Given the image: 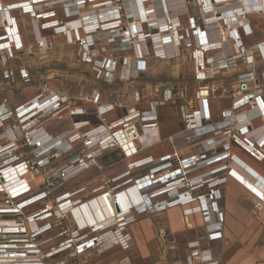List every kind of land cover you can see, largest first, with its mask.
<instances>
[{
  "label": "built area",
  "instance_id": "obj_1",
  "mask_svg": "<svg viewBox=\"0 0 264 264\" xmlns=\"http://www.w3.org/2000/svg\"><path fill=\"white\" fill-rule=\"evenodd\" d=\"M133 1L135 6L125 9L122 0H27L4 7L0 3V31L6 34L0 37L4 66L13 54L30 52L32 48L24 43L11 16L14 10H20L36 24L38 52L48 51L53 36L62 33L68 44L76 43L82 50L78 71L92 63L88 73L93 80L110 81L117 68L120 81L134 80L150 59L170 62L185 51L192 62V80L196 84L193 107L191 102L179 106L184 128L178 135L183 138V145L158 159L144 157L132 161L126 172L112 179L103 178L90 191L78 186L55 197L50 196L54 186L72 182L91 168L100 169L98 158L104 150L117 149L126 159L158 145V109L174 104L181 93L168 86L149 102L147 110L132 108L125 117L105 126L103 115L112 106L99 105V93L92 89L81 95V107L77 110L83 115L95 112L102 124L81 133L82 127H73L69 133L55 136L50 130L72 102L66 92L43 84L32 98L15 107L2 100L0 264H44L61 252L78 261L81 255L89 256L91 250L96 258L83 264H97L119 253L125 256L118 264H132L133 243L125 230L126 225L134 222L131 213L157 215L175 206L184 208V217H202L205 235L201 240L220 239L223 185L234 177V168L240 173L248 172L241 163L243 159L254 163L264 159V69L257 71L255 66L256 60L264 64V42L250 47L244 42L255 33L253 18L264 17V0H196L195 16L188 14L185 0L181 4V0H174L175 6L166 4L162 17L156 13L154 0ZM55 6L61 11L64 25L50 20L55 18ZM85 6L91 10L81 11ZM93 6L99 8L95 11ZM82 16H86L83 21ZM181 19H185V24ZM40 20L44 23L39 25ZM77 22L80 26L75 28ZM41 31H51V35L41 36ZM145 38L150 51L143 56L139 44ZM160 39L162 43H158ZM235 71L238 72L231 105L222 109L220 119L214 121L208 101L215 89L209 87H213L218 76ZM17 74L22 84L31 83L24 68ZM14 75L9 69L2 74L7 83H14ZM139 96L137 91L132 96L136 105L140 103ZM69 113L73 116L74 110ZM85 123L88 127V121L82 122ZM79 142L81 149L76 153ZM233 147L241 150L243 159L232 151ZM26 148L31 149L30 154L23 151ZM64 157L70 158L61 166L52 167L53 161ZM46 168L49 175L44 178L42 171ZM38 172L37 178L33 176ZM88 195L90 199H86ZM101 197L115 199L114 215L102 206L104 217L98 220L88 210L84 212L86 223L80 227L75 213L78 215L84 207L88 209ZM66 215L72 220L71 234L77 236H59L61 240L55 241L51 237L43 239V234L64 222ZM95 218L98 224L88 223ZM159 235L164 236L163 230H159ZM194 263L220 264V259L209 250L199 251L196 241L186 260V264Z\"/></svg>",
  "mask_w": 264,
  "mask_h": 264
},
{
  "label": "rangeland",
  "instance_id": "obj_2",
  "mask_svg": "<svg viewBox=\"0 0 264 264\" xmlns=\"http://www.w3.org/2000/svg\"><path fill=\"white\" fill-rule=\"evenodd\" d=\"M9 1L11 0H0V3L3 7L5 5H10L15 3L16 4L27 3V0H16L12 2ZM154 1L158 11L156 13L161 17H162L163 9L165 8L166 4L168 5L169 3L170 6H175V4H173L174 0H165L164 1L165 5H163L162 3L163 0H154ZM122 2H124L123 3L124 9L129 7V5L131 7L132 6L134 7L133 0H122ZM182 2L183 1L181 0L180 4ZM185 2H186L188 14L190 16L191 15L195 16V13L196 14L198 13L196 0H185ZM55 7H56L55 18H51L50 20L56 21L58 25H60V22L62 23V25H64L65 20H63L62 16L57 15L58 13L57 8L59 7L57 6ZM94 8H96L95 9L96 11L97 8L99 7L93 6V9ZM90 10H91L90 7L85 6V9L81 11L87 12ZM132 11L135 12V10L133 9ZM11 16L14 17V21L17 25L18 31L26 36L28 42V44L26 45L31 46L32 48L30 52L13 54L12 59L9 62H7V64L4 66L2 64V56H4L5 52L3 51V47H0V102L4 100L10 107H15L17 105L24 103L28 99L32 98L36 93H38L39 87L42 86L43 84H46L51 89H54L56 91L60 90L66 92V94L72 101L66 109L62 110V112L60 113V119L56 120L54 127L50 130L53 136L58 135L62 132L69 133V131L72 130L73 127L74 128L82 127L81 130L79 131V133H81V132H86L87 129L88 130L90 128L93 129L94 126L96 127L101 125L102 122L100 121V118H98L95 112L89 115H83L77 110L78 107H81V101H80L81 95L82 96L85 95L83 93H78L79 92L78 90H82L81 87L84 85V81H85L84 79H87L86 74L93 66L92 63L87 64L83 67L82 72L78 71L80 65V58L82 54V50L80 49V47L76 43L68 44L64 39V37H62V39L60 37L63 34L61 35L60 33L59 34L56 33L52 38L51 41L52 45L50 49L45 53L38 52L35 44L37 38L36 24L33 21V19L30 18L28 15H24L20 10H14ZM85 17L82 16V19L80 20L82 21L85 20ZM75 18L77 19L78 16H76ZM184 20L185 19H181V22L185 24ZM253 21L264 22V17L263 18L255 17ZM3 22H5V19H3ZM38 23L39 25L43 24L44 20H40ZM77 24L78 25L76 26L74 25L75 28L76 27L78 28L80 26L79 22H77ZM105 36H107V34ZM147 40L148 39L145 38V42L139 44V50L141 51L143 56H145L147 50L150 51V46L145 45ZM158 43H162V40L161 39L158 40ZM126 56L127 57L131 56V53H126ZM106 58L109 59L111 58V56H107ZM150 62L151 63L149 66L147 64L148 62H146V69L139 74L137 79L130 81H120L118 78V68H117L116 72L113 74V77L110 81L103 80L104 85H108L107 88L106 86L102 87L105 98L107 100H110V102H116L118 104L122 102V107L118 106L117 109L115 108L113 103L110 104L112 108H109L110 110L103 115L105 120L104 122L105 126H108L109 120H111V118L119 117L122 115L123 117H125L128 114L127 112L130 110L129 107H131V104L132 103L135 104L134 101L132 102L129 93H131L132 95L134 94L135 91L139 92L140 95L139 99L141 98V100L138 105L135 104L134 108H136L140 112L144 111L146 105H148L150 101L155 100L156 96L166 86L173 87V89H176V91L181 93V95L179 96L177 94L176 97L177 100H175V103L163 106L161 108L162 111H170L174 117L176 116V114H178L180 118V111H179L180 103L183 102L184 104L185 103L188 104L191 102L193 107L195 101L196 84L192 80L193 67H192V62L189 60L188 53L182 51L181 57L170 62L158 61L156 59H150ZM20 68H24L30 74L32 81L29 85L22 84L20 82L17 74ZM5 69L14 71L15 73L14 75L15 79L13 81L14 83H7L3 79L2 74ZM36 72H39L42 79H40L39 77H38L39 79L34 77ZM237 72L238 71H235L234 75H232L231 72H227L215 78L212 85L213 87H209L215 89L214 93L212 94V97L210 98V100L213 101L214 104L221 103L220 105L224 107L225 106L229 107L231 105L232 102L231 93L233 92V87L236 83ZM91 82H92L91 85L96 83L93 80ZM155 90L156 92L154 93ZM153 94L156 96H153ZM71 109L74 110L73 116H71L69 113V110ZM158 113L160 112H157V115ZM219 115L220 114L216 112L215 116H213L214 120L218 119L217 117H219ZM83 121H88L89 126L88 127L85 126L86 123L82 124ZM180 123L184 127L181 118H180ZM74 124H78V125L75 126ZM121 127L122 126H117V129H120ZM124 129L125 128H123L122 130ZM187 135L190 134H185L184 136ZM177 138H181V136L178 135ZM75 148L77 151L76 153L80 152L81 149L80 142L76 144ZM233 149L235 152L241 154L240 149L235 147H233ZM23 151L28 152L30 154L31 149L26 148ZM69 158L70 157H64L59 161H53L54 163L52 164V167L54 168L59 165L61 166L63 162H65ZM241 159H243L242 156ZM242 161L250 168L259 171L261 174L263 173L264 175V159H260L256 163L246 159H243ZM90 170L93 172L94 171L97 172L99 169L91 168ZM42 172H44V178L47 177L49 175V168L44 169ZM39 173L40 172L34 173L33 176L37 178L39 176ZM246 173L247 175L243 172L241 173L242 176H244V179L246 178L247 181L249 180L251 183H256V185H259L260 181L257 177H253L248 172ZM38 179L42 181L43 178L39 177ZM74 183L63 182V184L60 186L57 187L54 186V188H51L52 192L50 196L55 197L65 192L74 191L76 188L72 190L73 186L74 187L82 186L81 185L82 179L76 178ZM226 185L227 182L223 185V188ZM262 185L264 186L263 183ZM261 192H263L262 189ZM254 194L253 195L250 194L251 195L250 197L247 195L245 198V203L248 204V207L250 208L251 217L255 219L258 223L263 225L262 222H264V203H262L263 201L262 202L259 201L260 197H257V195H255L259 199L258 200L254 196ZM90 198L91 195H88L86 197V199H90ZM72 229H73V224L71 217L69 215H66L64 216V222H62L60 225L53 226L52 230H48L43 234V239H47L51 237L53 238V241H55V239H60L59 236L63 237V239H67L71 236H77V233L71 234ZM93 251L94 250H91L89 256H85V255L79 256L78 261L76 260L74 261L73 259L69 258L65 252H61L57 255H53V257L47 261L48 263L46 262L44 264H53L61 261L64 264H83L84 262H87L89 260H94L96 258L95 257L96 253H94ZM119 256L120 255L107 256L103 260L102 259L99 260L101 262L97 264H118L119 260L122 259Z\"/></svg>",
  "mask_w": 264,
  "mask_h": 264
},
{
  "label": "crops",
  "instance_id": "obj_3",
  "mask_svg": "<svg viewBox=\"0 0 264 264\" xmlns=\"http://www.w3.org/2000/svg\"><path fill=\"white\" fill-rule=\"evenodd\" d=\"M12 1L16 0H11L9 2ZM57 12V15L62 16L60 9H58ZM254 23V35L244 39L248 47L255 43L264 42L263 22L258 21ZM39 34L41 36H47L51 35V31H41ZM60 34L62 35V33ZM22 36L24 43L28 44L26 36L23 33ZM60 37L62 39L64 36L62 35ZM150 63L149 60L147 63L148 66ZM255 66L257 71H262L264 69V64L260 61L256 60ZM231 74L234 75L235 72H231ZM34 77L42 79L39 72H36ZM86 77L87 79H84V85L81 87L82 90H78V93L87 94L94 89L100 96L99 105H110L113 103L116 109L118 106L122 107V102L118 104L116 102H110V100L105 98L102 87L106 86L107 88L108 85H104L101 80L96 81L91 79L88 73ZM92 80L96 82L93 85H91ZM155 92L156 90L154 93ZM129 95L133 102V94L131 95V93H129ZM153 96L156 95L153 94ZM208 102L213 116H215L216 112L220 114L222 109L227 108V106L224 107L220 105L221 103L214 104L211 100ZM134 107L135 104L132 103L129 108L132 109ZM144 109L147 110L148 105H146ZM158 112H160L158 113L156 124L160 139L158 145L143 151L138 156L126 159L123 158L122 154L117 149L108 148L104 150L102 156L98 158V163L101 168L98 171L96 170L97 172L91 170L86 171L77 177L78 179H82L81 185L85 186L90 191L100 185L103 178L112 179L126 172L128 164L132 161L144 157H152L153 160L158 159L174 152L176 148L183 145V139L177 138L178 134L182 132L184 128L180 123L178 114L174 117L170 111H162L161 108L158 109ZM122 117L123 115L113 117L109 120V123ZM217 118L218 119L214 121H218L220 115ZM234 153L241 159L240 153L235 151ZM241 163L245 164L243 161H241ZM245 167L253 177L259 179L260 188L263 190V173L261 174L259 171L250 168L246 164ZM74 182L75 180L72 181V183ZM74 188H76V186H73L72 190H74ZM221 192L222 200L219 206L224 213V221L221 238L217 240H201L205 235L202 217L200 215L184 217V208L180 206L171 207L165 212L157 215H138L132 212L131 214L134 218V222L125 227L133 243L130 255H132L135 260L132 258V264H186L187 257L192 250V243L196 241H198L199 251L209 250L213 257H218L220 259V264H264V222H262V225L253 219L250 214V208L248 204L245 203L246 196L248 195L250 197V194L253 195L254 190L248 188V186L240 182V180L228 178L227 185L222 188ZM262 203H264V201ZM159 230H163V237L159 235ZM116 255H120L119 257L123 258L125 253Z\"/></svg>",
  "mask_w": 264,
  "mask_h": 264
},
{
  "label": "bare ground",
  "instance_id": "obj_4",
  "mask_svg": "<svg viewBox=\"0 0 264 264\" xmlns=\"http://www.w3.org/2000/svg\"><path fill=\"white\" fill-rule=\"evenodd\" d=\"M130 4V3H129ZM133 5L135 6V2L133 1ZM136 12V11H135ZM137 15V13H136ZM5 23V22H3ZM75 25V24H74ZM77 28V27H76ZM4 35L6 36L5 32L0 31V37ZM6 42V40H5ZM128 136V135H127ZM129 139H131V137H129ZM239 166V165H237ZM237 168V167H236ZM238 169V168H237ZM234 177H231L232 179L235 180H240V182H243L246 186H248V188H252L254 190L255 195H257L258 197H260L261 201H264V193L261 192V185H256V183H251L249 180L247 181L246 178L244 179V176L241 175V173H239V171H237L236 169H234ZM236 172V173H235ZM243 172V170H242ZM245 173V171L243 172ZM249 173V172H248ZM247 175V173H245ZM252 175V174H251ZM253 176V175H252ZM251 178V177H250ZM263 186V185H262ZM115 204V199H110L108 197H101L99 198V200H96L95 202H92L90 204V206H88V209L86 207H84V210H79V214H76V220L78 222V224L80 225V227L83 226V223H86L84 220V215L85 213H87V211L89 210L90 213L95 214L96 218L98 220H100L101 218H103L104 216L102 215V206H105V208L107 209V212L110 214L112 213L114 215V210H113V204ZM85 212V213H84ZM93 219L88 221V223L91 224H98L97 220Z\"/></svg>",
  "mask_w": 264,
  "mask_h": 264
},
{
  "label": "trees",
  "instance_id": "obj_5",
  "mask_svg": "<svg viewBox=\"0 0 264 264\" xmlns=\"http://www.w3.org/2000/svg\"><path fill=\"white\" fill-rule=\"evenodd\" d=\"M182 102V101H181ZM183 103V102H182ZM182 103H180V104H182Z\"/></svg>",
  "mask_w": 264,
  "mask_h": 264
}]
</instances>
